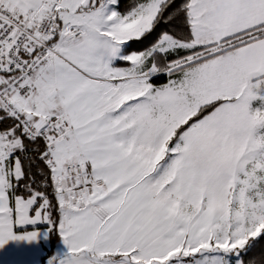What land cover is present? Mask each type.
<instances>
[{
    "label": "snow or ice",
    "instance_id": "snow-or-ice-1",
    "mask_svg": "<svg viewBox=\"0 0 264 264\" xmlns=\"http://www.w3.org/2000/svg\"><path fill=\"white\" fill-rule=\"evenodd\" d=\"M0 264H264V0H0Z\"/></svg>",
    "mask_w": 264,
    "mask_h": 264
}]
</instances>
